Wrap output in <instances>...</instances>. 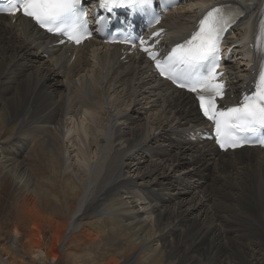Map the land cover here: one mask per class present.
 <instances>
[{"label": "bare ground", "instance_id": "1", "mask_svg": "<svg viewBox=\"0 0 264 264\" xmlns=\"http://www.w3.org/2000/svg\"><path fill=\"white\" fill-rule=\"evenodd\" d=\"M234 2L244 17L226 38L237 54L226 78L238 98L261 69L264 0H189L163 25L186 37L203 10ZM50 45L0 17V204L16 235L49 232L56 249L38 254L49 264L69 243L89 264H264V235L244 215L260 205L264 217V151L191 142L195 103L141 58L122 63L93 40Z\"/></svg>", "mask_w": 264, "mask_h": 264}, {"label": "snow or ice", "instance_id": "2", "mask_svg": "<svg viewBox=\"0 0 264 264\" xmlns=\"http://www.w3.org/2000/svg\"><path fill=\"white\" fill-rule=\"evenodd\" d=\"M153 3L154 0H100L101 6L109 11L128 7L144 14L150 13ZM18 11L40 28L76 44L90 38L81 0H6V6L0 7V13L7 15L14 16ZM243 15L239 7L214 6L199 20L191 37L177 44L166 57L158 59L155 52L142 49L155 61L161 76L177 87L196 93L203 115L214 124L216 143L225 150L251 143L249 137L257 134L258 142L264 145V63L251 95H245L236 106L222 110H217L214 102L216 96H222L223 89L217 80L221 74L216 71L223 34Z\"/></svg>", "mask_w": 264, "mask_h": 264}, {"label": "rangeland", "instance_id": "3", "mask_svg": "<svg viewBox=\"0 0 264 264\" xmlns=\"http://www.w3.org/2000/svg\"><path fill=\"white\" fill-rule=\"evenodd\" d=\"M153 192H156V191H153ZM255 199L258 201L257 196L253 200H255ZM253 200H251V201H253ZM260 200H261V198H259V201ZM6 206H8V205L5 202V200L4 201L2 200V202L0 204V251L3 250L2 256L6 257V259L8 258L7 260L9 261L10 264H49L48 261L40 259L38 254L41 251V252H44V254L47 256V258H49V256L51 257L52 252H53L56 244L51 240L50 233L47 231H42V234L40 235V237H38L36 239L34 238L35 239L34 241L32 240L33 238H31V241L33 244L30 243L31 241L29 242L27 237H24V235H22V236L20 235V238H19L16 235V233L14 232L13 223L10 219V216H8L9 212L11 211L10 207L8 206V209H7ZM5 207H6L7 211H6ZM261 208H262V206H260V205H259V207L258 206L256 207L258 214L255 213L253 215V213L245 212L246 214H244V215L246 216L247 219L251 218L250 220H248L249 223L254 225L257 228V230L259 228L258 231L260 232V235L263 237L264 232H262V231H264L263 230L264 229V222H263L264 217L262 214L263 208L262 209ZM4 211H6V212H4ZM259 211H260V213H259ZM243 212H241V213H243ZM250 215H252V216H250ZM255 215H256V217H255ZM252 217H253V220H252ZM77 248L78 247H76L73 243H69L67 246L65 245V247L63 248V252H61L60 254L57 255L55 264H89L87 261L88 259L85 256L82 249L79 248L77 250ZM65 250H66V252H64ZM79 259L80 260L82 259V260L80 261Z\"/></svg>", "mask_w": 264, "mask_h": 264}]
</instances>
